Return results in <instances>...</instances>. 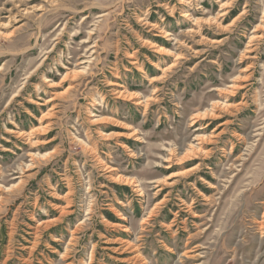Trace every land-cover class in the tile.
<instances>
[{
	"label": "rangeland",
	"instance_id": "rangeland-1",
	"mask_svg": "<svg viewBox=\"0 0 264 264\" xmlns=\"http://www.w3.org/2000/svg\"><path fill=\"white\" fill-rule=\"evenodd\" d=\"M0 264H264V0H0Z\"/></svg>",
	"mask_w": 264,
	"mask_h": 264
},
{
	"label": "bare ground",
	"instance_id": "bare-ground-1",
	"mask_svg": "<svg viewBox=\"0 0 264 264\" xmlns=\"http://www.w3.org/2000/svg\"><path fill=\"white\" fill-rule=\"evenodd\" d=\"M162 50H163L162 48H161V49L159 48L158 51H162ZM247 59H248V58H247ZM239 80H240V79H239ZM241 82H242V81H241ZM236 83H237V82H236ZM235 86H236V85H235ZM234 88H237V89H238V87H233V90H235ZM239 88L241 89L240 86H239ZM230 89H231V88H230ZM240 89H239V90H240ZM243 89H244V88H243ZM243 89H242V90H243ZM234 93H235V92H234ZM227 94L230 95V96L235 95V94H233V93L230 92V91H228ZM239 105H240V104H239ZM222 107H223V106H222ZM228 107H230V106H228ZM233 107H234V105H233ZM223 108H224V107H223ZM216 110H217V109H216ZM224 110H225V109H224ZM227 110H228V109H226V111H227ZM212 111H213V110H212ZM197 117H198V116H197ZM203 117H205V116H203ZM206 117H207V116H206ZM212 117H213V116H212ZM198 119H199V118H198ZM217 119H218V118H217ZM134 135H135V134H133V135H126V133H125V134H124V133H123V134H120L121 137H131V136H134ZM200 139H201V138H200ZM205 139H206V138H205ZM204 141H206V140H204ZM202 142H203V141H202ZM207 142H208V140H207ZM186 152H187V154H188V153H190L191 151H190V152L186 151ZM199 152H200V151H199ZM174 154H175V153H174ZM187 154H186V155H187ZM184 155H185V154H184ZM188 155H189V154H188ZM188 155L185 156V159L188 158ZM189 156H190V155H189ZM192 156H193V155H192ZM182 157H184V156H182ZM182 159H183V158H182ZM182 159H181V161H183ZM166 161H167V160H166ZM169 162H170V161H167V163H169ZM184 163H185V162H184ZM179 164H180V163H179ZM165 169H170V167H166ZM182 174H183V173H182ZM179 175H180V174H174V175L171 176V177H172V178H175V177H178ZM182 176H183V175H182ZM116 180L119 181V180H121V179H120V178H117ZM169 180H170V179H169ZM163 182H164V181H163ZM154 183H155V182H154ZM164 183H165V182H164ZM126 184H127V183H126ZM171 184H172V183H171ZM169 185H170V184H169ZM155 188H156V187H155ZM164 189H165V188H164ZM140 195H142V194H140ZM123 219H124V218H123ZM126 228H127V227H126ZM126 230H127V229H126ZM126 230H125V231H126ZM127 231H128V230H127ZM129 232H130V230H129ZM129 232H128V233H129ZM133 258H134V257H133ZM137 259H138V258H137Z\"/></svg>",
	"mask_w": 264,
	"mask_h": 264
}]
</instances>
